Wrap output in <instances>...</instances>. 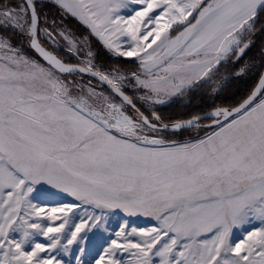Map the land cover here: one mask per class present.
<instances>
[{
	"label": "snow or ice",
	"instance_id": "obj_1",
	"mask_svg": "<svg viewBox=\"0 0 264 264\" xmlns=\"http://www.w3.org/2000/svg\"><path fill=\"white\" fill-rule=\"evenodd\" d=\"M56 3L108 50L136 57L141 71L98 67L89 37L67 30L59 35L78 63L65 62L43 46L40 37L56 44L57 34L39 26L34 0H0V26L20 31L45 61L0 36V264H264V74L237 107L216 109L214 130L195 140L163 133L200 128L208 117L167 124L155 108L239 59L264 0ZM81 74L110 91L73 79ZM125 80L142 91L149 115L122 90ZM61 194L74 202H39ZM117 211L156 224L137 228L125 219L85 259Z\"/></svg>",
	"mask_w": 264,
	"mask_h": 264
},
{
	"label": "rangeland",
	"instance_id": "obj_2",
	"mask_svg": "<svg viewBox=\"0 0 264 264\" xmlns=\"http://www.w3.org/2000/svg\"><path fill=\"white\" fill-rule=\"evenodd\" d=\"M22 2H23V0H17L13 5H18V4H21ZM34 2L40 3V6H39L40 25L39 26L41 28H48L49 30L54 29L55 33L57 34L56 35V41H57L56 44H53L52 42L46 40V38H44L43 36L40 37V39L43 42H45L46 45L48 46V48L51 51L55 52L60 58H61V56L65 55V54H68L69 56H71L67 50V41H65L63 39V37H61L59 35V33L61 31L67 30V31H70L76 38H81L83 36L89 37V41H90V44L92 47V51L95 54L93 62L98 67H100L104 70H112L114 68H119L124 73H128V74H131L132 72H140L141 71L140 66H139V62H138L136 57H120V56H117L114 52H111L110 50H108L104 46L102 41H100L94 35H91L90 29H88L87 26L84 25L81 21L80 22L88 29V33H85L81 30L75 29L72 26H70L69 24L63 22L61 20V16H63V14L60 13V15H55L53 12H51L50 9H48L49 8L48 4H50V3L55 4L60 10H62L59 7V5L56 3V0H34ZM136 7H139V6L133 5L129 2V8H136ZM121 14L127 16V15H129V12L126 9H121ZM53 22H55V27L53 25ZM175 29H176V25H173L172 29L169 30V34L175 35L176 34ZM9 33H11V34H9ZM255 34H256V31L253 34V36ZM0 36H3V37L10 39L11 42L14 45H16L17 47H22V49L26 55H28L31 58L38 60L27 50V48L25 46V44H26L29 47L27 37L24 36L20 31L13 29V28H6L3 26H0ZM90 36H92L106 50V53L109 57L115 58V59L126 60V61H128L127 64L124 66H121L119 64H113V63L108 64L103 59H99V57L96 55V52H95V48H94V44H93L94 41L90 38ZM253 36L251 37L252 41L254 40ZM120 39H121V41H124L127 38L121 37ZM157 43H159V41ZM258 45L259 46L256 47V49L254 50L255 55H253V56L246 55L243 59H240L239 62L237 63L235 70L232 72L229 71V69H231L232 66L234 65L235 57H231L229 62L220 68L219 73H217L213 77L212 81H210L207 84L202 85L203 88L205 89V91H207L208 93H210L212 95L218 94L219 92L223 91L225 86L230 81V78L233 76H238L237 73L239 72V69L242 67H245V65L248 66L246 71L243 74H239V75H245L247 73L254 71L255 68L256 69L259 68V66H261L262 62H264V37H263L262 41L260 43H258ZM123 47L127 48V44H124ZM153 47H155V45ZM71 57L74 60V62H71V63H78V60L74 56H71ZM83 58H84V56H83V54H81V59H83ZM38 61H40V60H38ZM40 62L44 63L43 61H40ZM129 79H130V76H129ZM77 80H80L84 84L88 83L87 81H85L83 79H77ZM134 84H135L134 80L131 81V84H129V80H125L123 90L126 93H128L130 96H132L133 98L137 99L139 102H141L145 106L144 102L142 100L138 99V97L140 95H142L143 93H142V91H139L137 87H133L132 85H134ZM92 86L95 87L97 91H104L105 93L109 92V90L104 89L103 87L99 86L97 83L95 85L92 84ZM196 86L197 85H193L188 89L194 88ZM187 90H185V91H187ZM183 96L177 94L175 96L165 97L166 102L162 105L168 104L172 101H176V102L182 101ZM116 100H117V102H119V99L117 97H116ZM162 105H156L155 108L162 106ZM128 107H129V112L134 115L135 111L133 109H131L130 106H128ZM213 130L214 129L212 128L202 135L194 136V137H188V138L186 137L184 139H178V137L176 135H171L168 133H163V135L165 137H167L168 139L175 140V141L195 140V139L204 137L206 134H210ZM193 131H197V129L194 128ZM39 202L41 204L46 205V206H52V205H55L58 203H72L74 201H73L72 197H69L66 194H61V195H58L55 197H41ZM76 212H77V214H82V209H76ZM125 219H127L129 221L130 226H135L137 228H150L156 224V221L151 217H146V216H142V215L129 217L126 214H124L123 212L117 211L115 215L109 216V222L107 224V227L109 228L110 231L109 232L101 231L93 237L92 242L88 245L89 255L87 257H85V259H92V257H94L96 255V253L99 251V248L102 245H104V241L107 239V237L111 233H113L115 231H119L120 225L122 224L123 220H125ZM57 223H59V221H57ZM129 230H130V228H129ZM234 232H235L234 239L241 238L242 232L240 230H234ZM131 239L137 240L139 238L138 237H131ZM39 240H40V242H45V243L47 242L46 238L43 236L39 237ZM51 254L54 256L56 255L55 252H52ZM41 255H44V254L42 253ZM61 258L64 260L68 259L67 256H57V259H61ZM123 258L125 260H127V259H130V256L127 253H125Z\"/></svg>",
	"mask_w": 264,
	"mask_h": 264
},
{
	"label": "trees",
	"instance_id": "obj_3",
	"mask_svg": "<svg viewBox=\"0 0 264 264\" xmlns=\"http://www.w3.org/2000/svg\"><path fill=\"white\" fill-rule=\"evenodd\" d=\"M16 1L17 0H10L12 4H14ZM5 2L6 3L9 2V0H5ZM34 3L37 9L38 16H39L40 3L39 2H34ZM48 7H49L48 9H50V11L53 12L55 15H60V13L63 14V16H61V20L63 22L69 24L75 29L88 33V29L80 21H78L75 17H72L69 14H65L55 4L50 3L48 4ZM258 19H259V23L257 24L256 34L253 36L254 40L251 46L245 51V53L242 56L239 57V59L235 57L234 65L232 66L231 69H229V71L231 72L234 71L239 60L243 59L246 55H249V56L255 55L254 50L256 49V47L259 46L258 43H260L264 37L263 35L264 34V15H259ZM90 38L94 41L93 44H94L95 52H96V55L99 57V59H103L108 64L113 63V64H119L121 66H124L127 64L128 61L126 60L115 59V58L109 57L106 53V50L92 36H90ZM41 42L44 47L48 48L45 42H43L42 40ZM25 46L27 50L35 58L42 61L32 51V49H30L26 44ZM61 58L64 59L65 62H68V63L74 62L73 58L69 56L68 54L61 56ZM263 67H264V62H262L259 68L257 69L255 68L254 71L250 73H247L245 75H238V76L231 77L230 81L225 86L223 91L219 92L218 94L212 95L208 93L207 91H205L203 86H196L194 88L188 89L187 91L184 92V96L182 95L183 96L182 101H179V102L172 101L168 104L156 107V111L158 112L159 115H161L162 120L164 122H172L175 120L190 118L192 116L205 112L214 107L234 106L238 104L239 102H241L251 92L252 88L254 87V85L256 84L260 76V73ZM73 78L83 79L87 81L88 83L90 82L93 85L97 83L99 86L106 89L103 85L99 84V82L95 80H91L86 75L81 74L80 76H76ZM212 128L213 127L211 128L200 127V128H196L197 131H193L194 128H191L185 131H180L178 133H173V132H165V133L176 135L178 139H184L186 137L188 138V137L202 135Z\"/></svg>",
	"mask_w": 264,
	"mask_h": 264
},
{
	"label": "water",
	"instance_id": "obj_4",
	"mask_svg": "<svg viewBox=\"0 0 264 264\" xmlns=\"http://www.w3.org/2000/svg\"><path fill=\"white\" fill-rule=\"evenodd\" d=\"M194 15H195V13H194ZM189 19H191V17L189 18ZM30 47V46H29ZM31 48V47H30ZM46 48V47H45ZM32 49V48H31ZM47 49V48H46ZM48 51H51V50H49V49H47ZM32 51L45 63V61L43 60V58L39 55V53H37L34 49H32ZM53 52V51H52ZM54 54H56L55 52H54ZM57 55V54H56ZM242 56V55H241ZM59 57V56H58ZM68 63V62H67ZM70 64H77V63H70ZM261 74H264V67L262 68V71H261V73H260V76H261ZM83 75H86V76H88L91 80H95V81H97V82H99V84H101V85H103L106 89H108L109 91H110V89H109V86L107 85V84H103V83H101L97 78H93V77H91L90 75H88V74H83ZM260 76H259V78H260ZM259 78H258V80H257V82H256V84L254 85V87L252 88V90L257 86V84H258V82H259ZM123 90V89H122ZM251 90V91H252ZM124 91V90H123ZM125 92V91H124ZM251 93V92H250ZM249 93V94H250ZM125 94L126 95H128L129 97H132V96H130L128 93H126L125 92ZM248 94V95H249ZM247 95V96H248ZM247 96L244 98V99H246L247 98ZM119 100H120V97H118V96H116ZM133 98V97H132ZM243 99V100H244ZM242 100V101H243ZM241 101V102H242ZM133 102L136 104V107L137 108H139L140 109V111L141 110H145V111H147L148 113H149V111L146 109V107L141 103V102H139L137 99H135V98H133ZM241 102H239L238 104H236V105H234V106H219V107H214V108H212V109H209V110H207V111H205V112H202V113H200V114H197V115H195V116H199V117H208V118H204V119H201L200 120V125L202 126V127H205V128H211V127H209V125H212V119H214V117H211V114L216 110V109H218V108H227V109H231V108H234V107H237ZM192 117H194V116H192ZM192 117H190V118H186V119H180V120H175V121H172V122H164V123H167V124H172V123H175V122H182V121H187V120H190V119H192ZM168 132H172V131H168Z\"/></svg>",
	"mask_w": 264,
	"mask_h": 264
},
{
	"label": "flooded vegetation",
	"instance_id": "obj_5",
	"mask_svg": "<svg viewBox=\"0 0 264 264\" xmlns=\"http://www.w3.org/2000/svg\"><path fill=\"white\" fill-rule=\"evenodd\" d=\"M142 112H145L146 115H149V113L145 110H141Z\"/></svg>",
	"mask_w": 264,
	"mask_h": 264
}]
</instances>
